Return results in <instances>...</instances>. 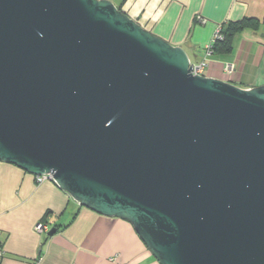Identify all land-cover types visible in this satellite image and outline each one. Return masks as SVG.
<instances>
[{
  "label": "water",
  "instance_id": "95a60500",
  "mask_svg": "<svg viewBox=\"0 0 264 264\" xmlns=\"http://www.w3.org/2000/svg\"><path fill=\"white\" fill-rule=\"evenodd\" d=\"M0 161L158 264H264V85L194 75L110 0H0Z\"/></svg>",
  "mask_w": 264,
  "mask_h": 264
},
{
  "label": "crops",
  "instance_id": "0c3cea01",
  "mask_svg": "<svg viewBox=\"0 0 264 264\" xmlns=\"http://www.w3.org/2000/svg\"><path fill=\"white\" fill-rule=\"evenodd\" d=\"M128 17L199 63L218 27L250 20L231 51L208 61L204 76L242 89L264 85V0H110ZM226 63L234 73L226 75ZM44 223L48 231L34 228ZM55 229L52 236L48 232ZM2 264H158L133 227L79 206L53 182L0 161Z\"/></svg>",
  "mask_w": 264,
  "mask_h": 264
},
{
  "label": "built area",
  "instance_id": "2783aa9c",
  "mask_svg": "<svg viewBox=\"0 0 264 264\" xmlns=\"http://www.w3.org/2000/svg\"><path fill=\"white\" fill-rule=\"evenodd\" d=\"M220 27L215 31L212 41L209 45L205 47L204 57L199 63H192V73L194 75L204 76L205 68L207 67L209 59L212 57V43L214 41L221 39ZM223 71L226 75H232L234 73V66L232 64L226 63L223 67ZM36 181L38 184L43 183L44 181H51V177L49 175H43L36 177ZM34 230L37 233H46L48 231L47 226L44 223H38ZM4 256V252L0 247V264H2V259Z\"/></svg>",
  "mask_w": 264,
  "mask_h": 264
},
{
  "label": "trees",
  "instance_id": "16d2710c",
  "mask_svg": "<svg viewBox=\"0 0 264 264\" xmlns=\"http://www.w3.org/2000/svg\"><path fill=\"white\" fill-rule=\"evenodd\" d=\"M252 23L253 22L250 20H245L242 22L231 23L228 25L220 26V33L222 37L220 40L214 41L211 44L212 45V57L218 53L220 54L229 53L231 51V38L233 37V35L236 32L245 29V27H247L248 25Z\"/></svg>",
  "mask_w": 264,
  "mask_h": 264
}]
</instances>
